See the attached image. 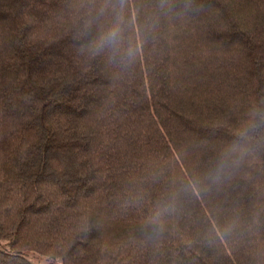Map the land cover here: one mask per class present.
<instances>
[{"label": "trees", "instance_id": "1", "mask_svg": "<svg viewBox=\"0 0 264 264\" xmlns=\"http://www.w3.org/2000/svg\"><path fill=\"white\" fill-rule=\"evenodd\" d=\"M1 242L264 264V0H0Z\"/></svg>", "mask_w": 264, "mask_h": 264}, {"label": "clouds", "instance_id": "2", "mask_svg": "<svg viewBox=\"0 0 264 264\" xmlns=\"http://www.w3.org/2000/svg\"><path fill=\"white\" fill-rule=\"evenodd\" d=\"M120 32V27L118 25L114 26L104 37V43L107 46L115 47L120 40Z\"/></svg>", "mask_w": 264, "mask_h": 264}, {"label": "rangeland", "instance_id": "3", "mask_svg": "<svg viewBox=\"0 0 264 264\" xmlns=\"http://www.w3.org/2000/svg\"><path fill=\"white\" fill-rule=\"evenodd\" d=\"M3 242H1L0 244L2 245ZM27 258L29 260H31L33 263L35 264H46L50 261H53V259H50L48 257L36 254V253H30L27 255Z\"/></svg>", "mask_w": 264, "mask_h": 264}]
</instances>
